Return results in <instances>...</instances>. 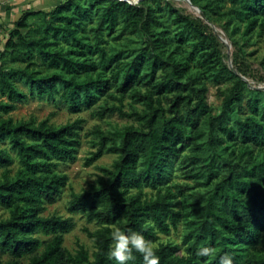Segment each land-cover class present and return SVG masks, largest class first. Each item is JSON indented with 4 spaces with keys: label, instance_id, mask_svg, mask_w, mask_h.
<instances>
[{
    "label": "trees",
    "instance_id": "16d2710c",
    "mask_svg": "<svg viewBox=\"0 0 264 264\" xmlns=\"http://www.w3.org/2000/svg\"><path fill=\"white\" fill-rule=\"evenodd\" d=\"M191 1L206 19L170 0H64L16 21L0 58V205L8 211L0 264L6 254L7 264H117L109 258L113 227L153 243L181 228V243L155 247L160 264H219L225 253L233 264H264V89L226 63L215 30L235 47L249 43L264 33V0ZM210 84L218 86L219 111L209 103ZM30 97L132 121L89 133L98 148L86 166L117 155L70 201L71 212L99 226L84 229L93 253L64 248L74 223L43 214L67 186L57 168L76 160L82 122L11 117ZM178 170L194 184L174 182ZM203 247L215 252L198 256ZM134 256L128 264H143Z\"/></svg>",
    "mask_w": 264,
    "mask_h": 264
},
{
    "label": "rangeland",
    "instance_id": "374dc122",
    "mask_svg": "<svg viewBox=\"0 0 264 264\" xmlns=\"http://www.w3.org/2000/svg\"><path fill=\"white\" fill-rule=\"evenodd\" d=\"M64 0H0V10L6 12L8 17L7 20L0 24V58L5 49V44L10 37L11 31L15 28L16 21L22 16L24 12L35 11V10H53ZM136 3L138 0H129ZM185 14L192 18H199L200 15L196 13L191 6L184 0H170ZM193 12V13H192ZM196 14V15H195ZM224 22H220L223 26ZM219 29L223 33L217 35L224 36L225 40L228 41L226 44L222 39L220 42L223 46V52L225 55V61L231 67L237 65L241 67L247 77L245 78L252 87L264 89V33H257L255 37L247 44H241L235 47L231 42V36L226 33L222 27ZM24 30L23 33H26ZM239 38V36H236ZM1 64V60H0ZM27 90L26 87H23ZM208 100L211 106L216 111L220 110L221 99L218 96V86L210 84V90L208 93ZM131 100H127V110L130 109ZM98 107L95 106L90 109H84L79 113H74L62 101H53L47 98L40 99L38 97H30L25 102L17 103L16 109L10 113V116L15 120L20 119H34L38 122L50 119L51 123L55 125H65L67 123H73L81 120V145L79 147L77 158L75 161L62 162L57 171L59 173L68 176L67 186L63 189L60 197L53 203H46V210L43 212L44 215H57L64 219H70L74 223L73 229L64 235V248L72 253H76L81 245L85 246L90 253L95 251V242L89 238L84 231L87 227L91 231L96 230L99 226L96 223H88L81 213H73L70 210V201L72 200L73 193H81L88 190L93 184L96 183L97 177L101 174L102 167H112L114 161L117 159L115 154H106L97 162L91 166H86L85 162L91 153L97 150L96 141L94 135L89 134L95 126H101L105 131H115L117 128L124 127L132 124L131 120L122 118L119 115H107L104 118L97 114ZM2 146L8 147V144ZM12 155L15 153L11 151ZM18 160L16 158L12 168L14 170L18 167ZM2 168H0L1 174ZM173 181L183 185L194 184V181L185 174L182 170L175 172ZM8 217V211L0 205V220ZM42 239H47V236L38 234ZM160 240L153 243L154 247H157L159 243L167 242H182V229L178 231L173 230L172 233L167 235H160ZM3 262L7 264L12 257L8 254L3 255ZM20 264H29L27 258L22 259Z\"/></svg>",
    "mask_w": 264,
    "mask_h": 264
},
{
    "label": "clouds",
    "instance_id": "9594fccd",
    "mask_svg": "<svg viewBox=\"0 0 264 264\" xmlns=\"http://www.w3.org/2000/svg\"><path fill=\"white\" fill-rule=\"evenodd\" d=\"M112 244L109 250V258L114 259L117 264H128L134 260V252L143 258V264H160V258L156 254V248L153 241L145 238L140 232L129 229L123 231L118 227H113L111 233ZM214 248L203 247L198 249L197 255L208 257L213 255ZM219 264H233V258L225 253L220 257Z\"/></svg>",
    "mask_w": 264,
    "mask_h": 264
},
{
    "label": "water",
    "instance_id": "95a60500",
    "mask_svg": "<svg viewBox=\"0 0 264 264\" xmlns=\"http://www.w3.org/2000/svg\"><path fill=\"white\" fill-rule=\"evenodd\" d=\"M184 1H186V2L192 7V9H193L196 13H198V14L200 15L201 18L206 19L205 15H204V13L201 11V9H200L198 6L194 5V4L192 3L191 0H184ZM211 25H212V24H211ZM215 30H216V32H218V30H217L216 27H215ZM221 33H223V32L221 31ZM220 39H222L226 44H228V41L225 40L222 36H220ZM228 45H229V44H228ZM243 79H245V78H243ZM245 80H246V79H245ZM246 81H247V80H246Z\"/></svg>",
    "mask_w": 264,
    "mask_h": 264
},
{
    "label": "crops",
    "instance_id": "0c3cea01",
    "mask_svg": "<svg viewBox=\"0 0 264 264\" xmlns=\"http://www.w3.org/2000/svg\"><path fill=\"white\" fill-rule=\"evenodd\" d=\"M7 17H8V15L6 14V12H3L0 10V24H3V22H5L7 20L6 19Z\"/></svg>",
    "mask_w": 264,
    "mask_h": 264
},
{
    "label": "bare ground",
    "instance_id": "6f19581e",
    "mask_svg": "<svg viewBox=\"0 0 264 264\" xmlns=\"http://www.w3.org/2000/svg\"><path fill=\"white\" fill-rule=\"evenodd\" d=\"M181 1V0H180ZM192 8V7H191ZM193 13V12H192ZM196 15V14H195ZM217 30H218V33H221V29H219V28H217ZM224 39H225V37L224 36H222Z\"/></svg>",
    "mask_w": 264,
    "mask_h": 264
}]
</instances>
